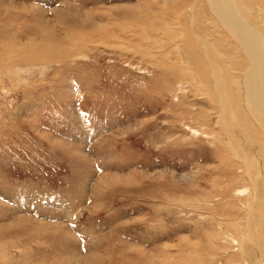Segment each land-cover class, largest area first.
I'll list each match as a JSON object with an SVG mask.
<instances>
[{
  "label": "rangeland",
  "instance_id": "374dc122",
  "mask_svg": "<svg viewBox=\"0 0 264 264\" xmlns=\"http://www.w3.org/2000/svg\"><path fill=\"white\" fill-rule=\"evenodd\" d=\"M225 1L0 0V264H264V0Z\"/></svg>",
  "mask_w": 264,
  "mask_h": 264
},
{
  "label": "bare ground",
  "instance_id": "6f19581e",
  "mask_svg": "<svg viewBox=\"0 0 264 264\" xmlns=\"http://www.w3.org/2000/svg\"><path fill=\"white\" fill-rule=\"evenodd\" d=\"M215 3L213 4H217L220 9H221V15H222V18L227 22V23H230L229 25H234V22H232V15H231V12L229 11V8L231 7V2L230 1H222V2H219L218 0H214ZM232 23V24H231ZM235 27H237V24L235 23ZM238 29V28H237ZM245 30V29H244ZM243 30V31H244ZM245 40V39H244ZM256 97V96H255ZM258 100H259V104L261 103L259 97H257ZM263 114H264V109H263Z\"/></svg>",
  "mask_w": 264,
  "mask_h": 264
}]
</instances>
